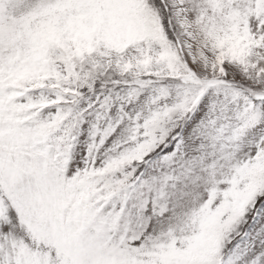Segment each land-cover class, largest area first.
Instances as JSON below:
<instances>
[{
  "label": "snow or ice",
  "instance_id": "1",
  "mask_svg": "<svg viewBox=\"0 0 264 264\" xmlns=\"http://www.w3.org/2000/svg\"><path fill=\"white\" fill-rule=\"evenodd\" d=\"M0 264H264V0H0Z\"/></svg>",
  "mask_w": 264,
  "mask_h": 264
}]
</instances>
